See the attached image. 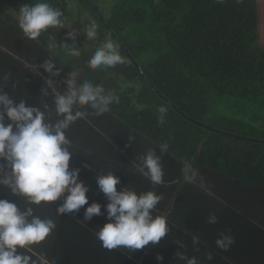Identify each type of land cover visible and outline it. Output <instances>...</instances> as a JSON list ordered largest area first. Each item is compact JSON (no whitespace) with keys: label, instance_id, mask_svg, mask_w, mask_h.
I'll use <instances>...</instances> for the list:
<instances>
[{"label":"trees","instance_id":"obj_1","mask_svg":"<svg viewBox=\"0 0 264 264\" xmlns=\"http://www.w3.org/2000/svg\"><path fill=\"white\" fill-rule=\"evenodd\" d=\"M82 1L87 14H92L89 20L98 25L97 39L85 48L88 40L83 29L78 25V31L70 28L75 10L62 7L59 0H0V14L18 21L23 5L46 2L59 8L64 13L63 29H49L38 41L26 39L38 53L42 50L40 64L52 59L66 74L76 72L81 83L87 80L106 90L108 78L115 74L129 84L139 81L141 88L133 103L127 90L116 93L120 104L111 106L110 112L126 123L131 117L148 118L151 110H156L151 117L157 118V108L167 107L165 124L160 129L154 126L171 131L170 141L161 143H168L169 152L193 164L203 177L204 188L227 204L220 210L213 233L195 235L229 263L264 264V45L259 9L263 2L116 0L108 20L93 0ZM71 30L79 33V57L68 55L60 46L72 43L66 40ZM6 31L11 37L18 32L24 36L18 24ZM108 38L119 47L121 41L129 50V55L120 50L126 63L91 69L88 61ZM15 65L16 70L25 71L22 65ZM61 76L63 84L67 77L62 72ZM225 102L240 106L237 114L243 118L215 114L214 109ZM221 233L235 238L230 247L234 253L214 246ZM211 234L215 236L211 238ZM156 257V252L149 251L143 263L158 261Z\"/></svg>","mask_w":264,"mask_h":264},{"label":"clouds","instance_id":"obj_2","mask_svg":"<svg viewBox=\"0 0 264 264\" xmlns=\"http://www.w3.org/2000/svg\"><path fill=\"white\" fill-rule=\"evenodd\" d=\"M217 2L222 3L223 0ZM63 16L59 8L46 2H36L20 7L18 26L28 40L38 41L49 29H63ZM83 32L88 41H94L98 36V25L93 21ZM78 35L76 30L69 31L66 40L72 43L60 45L72 57L81 55L76 44ZM124 63L126 60L119 45L108 38L96 49L88 66L98 70ZM40 67L49 77L61 76L62 69L57 68L52 59H46ZM3 80L7 82L9 76L5 75ZM78 81L77 73L71 71L69 77L62 81L67 86L66 90L60 92L53 79L45 78L41 93L47 97L51 91L55 120L52 119L53 109L47 103L39 107L28 106L25 100L17 103L4 91L5 86H0V188H6L11 196L20 198L26 205L18 207L8 199H0V264H53L46 253L37 249L53 234L56 223L51 218L42 219L35 215L33 206H52L60 202L55 207L56 215L72 216L89 204L87 193L90 189L79 179L80 169L70 168L72 141L67 138L66 132L74 123L89 115L99 117L109 112L113 104H120V97L103 85ZM157 113L158 124L163 126L168 109L161 105ZM128 138L132 144L135 135L130 132ZM158 150L159 155L157 148H150L139 157L143 175L154 186L165 182L162 157L168 154V143L159 144ZM181 171L186 182H199L201 187H205L197 168L185 163ZM96 181L99 191L109 202L106 206L91 203L84 212L83 221L103 216L102 207L105 208L109 222L96 233L103 248L109 251L123 248L135 252L149 245L157 246L169 236L171 228L168 219L155 214L163 200L162 195L154 191L138 194L129 187L118 191L117 185L121 184V180L112 172L101 173ZM206 222L214 225L219 218L212 213ZM174 243L178 247L175 253L178 264H200L197 257H189L185 251L179 250L186 247L183 241L176 240ZM192 243L199 251V237L193 236ZM234 243L235 238L225 233H221L215 241L222 251H228ZM206 258L212 261V253H207ZM156 259L163 264L162 255Z\"/></svg>","mask_w":264,"mask_h":264},{"label":"crops","instance_id":"obj_3","mask_svg":"<svg viewBox=\"0 0 264 264\" xmlns=\"http://www.w3.org/2000/svg\"><path fill=\"white\" fill-rule=\"evenodd\" d=\"M260 5V38L264 45V0ZM1 17V16H0ZM12 24H18V21L0 18V86H5L4 91L9 94L17 103L25 100L28 106L39 107L40 104L47 103L52 111V119L55 120L53 95L43 97L41 89L45 86V78H50L44 71H40V63L42 50L38 51L34 45H28L27 38L20 32L11 37L6 29H10ZM16 37V38H15ZM14 38V41H12ZM32 53L36 54L34 59L29 58ZM30 59H32L30 61ZM22 65L25 71L16 70V65ZM32 70V71H29ZM68 78L69 73L62 71ZM9 76V80L5 82L3 77ZM63 78L51 77L56 83L57 91H65L67 86L59 81ZM81 78L83 76L81 75ZM78 83H81L78 77ZM118 75H112L107 80V89L121 94L127 90L131 93L130 99L133 103V96L130 89H140L141 83L132 82L124 83ZM83 110V109H81ZM91 111L90 109L88 110ZM156 110H151L148 118H135L126 123L110 111L102 116L89 115L76 123L67 130V138L72 141L71 151L73 157L70 161V168L80 169L79 179L89 187L87 193L89 204L83 206L77 215L57 216L55 207L60 203L56 202L52 206H33L35 215L42 219L51 218L56 223V229L50 238L37 249L39 252L47 254V258L53 264H144L146 255L149 251L159 253L164 257L163 264H178L175 253L178 250L174 243L181 240L185 244V251L189 257H197L200 264H233L229 263L225 258H220L213 254L211 250L204 244H199V251L195 250L192 243V237L197 233H213L217 224H208L207 217L214 213L217 217L222 214L227 205L219 199L211 190L200 186L199 182L188 183L185 180L181 182L183 177L182 168L186 160L179 159L175 152H169L162 157L164 169V184L153 185L146 178L140 168L139 157L144 155L150 148H157L162 140L170 141V132L158 130L154 126L158 124L157 118L151 117ZM158 117V115H157ZM135 135V140L131 144L129 141V133ZM131 144V146H129ZM181 160V161H180ZM87 165V167H85ZM193 167L194 165L191 164ZM195 168V167H194ZM115 173L121 180V184L117 185L118 191L124 187L135 190L138 194L154 191L158 195L163 196V200L158 205L156 215L164 216L168 219L171 232L168 237L163 238L157 246H146V249L136 250L135 252L128 249H117L109 251L102 247L101 242L96 238L99 228L108 221L105 208L102 211L103 216H96L89 222L83 221L86 208L91 203H100L106 206L109 202L103 193L99 191L96 181L97 176ZM0 199H8L14 202L18 207H26L24 202L18 198L11 196L6 188H0ZM221 210V211H220ZM180 230V231H179ZM211 238L215 235L211 234ZM200 240V237H199ZM216 244H214L215 246ZM218 251L219 249H215ZM211 252L213 260L208 261L206 254ZM227 252L234 253L233 249ZM168 261V263H166ZM147 264H161V262L152 260ZM183 264V262H179Z\"/></svg>","mask_w":264,"mask_h":264},{"label":"rangeland","instance_id":"obj_4","mask_svg":"<svg viewBox=\"0 0 264 264\" xmlns=\"http://www.w3.org/2000/svg\"><path fill=\"white\" fill-rule=\"evenodd\" d=\"M59 2L61 3L62 7L66 8V9H74L75 10V23L72 24V26H70V28L75 29L76 26L78 25L77 28H79V30L84 29L90 22L93 21V19H91V21L89 20L91 18V13L87 14V11L83 1L82 0H59ZM94 4L104 13L105 17L109 20L112 18L113 13L115 11V7H116V0H93ZM0 18L2 19H9V17L5 14V13H1L0 14ZM93 18V16H92ZM76 25V26H75ZM76 28V30H77ZM78 31V30H77ZM93 41H86L83 44V47H87L90 46L92 44ZM123 79V78H122ZM136 83H138L139 81H135ZM126 83L122 82V84ZM140 89L136 90L135 88L130 89V91H132V93H135V91H139ZM231 103V101L229 102ZM240 106H236V105H232L231 107L228 106V102L221 104L220 106H218L217 108L214 109V113L217 115H222L224 117H227L229 119H240L243 118L241 116H239L237 113L239 111ZM206 122L208 123V121L206 120Z\"/></svg>","mask_w":264,"mask_h":264},{"label":"water","instance_id":"obj_5","mask_svg":"<svg viewBox=\"0 0 264 264\" xmlns=\"http://www.w3.org/2000/svg\"><path fill=\"white\" fill-rule=\"evenodd\" d=\"M119 44H120V50L129 55L130 53L129 50L126 48V46L121 41H119ZM146 81L148 82L147 79Z\"/></svg>","mask_w":264,"mask_h":264}]
</instances>
